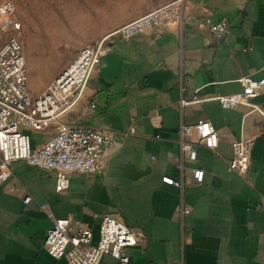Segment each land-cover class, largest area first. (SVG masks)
<instances>
[{"label":"crops","instance_id":"crops-1","mask_svg":"<svg viewBox=\"0 0 264 264\" xmlns=\"http://www.w3.org/2000/svg\"><path fill=\"white\" fill-rule=\"evenodd\" d=\"M169 1L106 0L98 38ZM208 14L227 21L229 33L218 39L199 28ZM107 46L83 99L63 118L108 134L102 171L71 174L56 193L52 171L13 163L0 184V264H67L43 245L53 220L84 225L95 244L105 215L143 235L129 250L134 264H264V90L251 101L260 112L214 100L239 92L241 77L264 78V0H185L181 25L111 37ZM198 120L217 130L218 146L196 147V160L179 167L181 129ZM50 136L30 132L32 146ZM242 138L253 142L244 178L227 171Z\"/></svg>","mask_w":264,"mask_h":264},{"label":"built area","instance_id":"built-area-1","mask_svg":"<svg viewBox=\"0 0 264 264\" xmlns=\"http://www.w3.org/2000/svg\"><path fill=\"white\" fill-rule=\"evenodd\" d=\"M185 0H172L99 39L91 46L82 48L75 59L58 74L36 97L27 89L26 62L23 47L14 34L0 45V184L12 174L11 165L21 161L26 165L52 171L55 177V192L62 193L69 187V176L74 173L97 175L102 171V156L110 142L108 134L90 126H70L63 122L65 115L84 97V92L101 60L108 53L107 42L111 37L129 41L146 30L160 29L168 25H181ZM215 38L229 33L224 19L206 15L199 23ZM15 7L8 1H0V41L3 35L19 33ZM241 90L237 93L214 98L222 107L238 105L249 107L251 112H260L253 99L261 96L264 78L254 80L241 77L237 80ZM94 108V103H90ZM50 132L49 139L39 148L31 143L30 132ZM180 142L181 162H194L196 147L214 150L219 135L207 120H198L182 127ZM252 139L242 138L232 144V158L227 171L244 178L249 170ZM195 183L203 181V171L191 172ZM163 183L176 187L181 184L163 178ZM30 197L24 199L28 203ZM44 208V206H42ZM50 217V215L48 214ZM140 232L128 228L121 220L105 215L100 223L98 238L92 243L89 228L67 219L53 220L44 239V248L54 260L65 259L67 264H134L129 250L138 245ZM109 260V263L106 262Z\"/></svg>","mask_w":264,"mask_h":264},{"label":"rangeland","instance_id":"rangeland-1","mask_svg":"<svg viewBox=\"0 0 264 264\" xmlns=\"http://www.w3.org/2000/svg\"><path fill=\"white\" fill-rule=\"evenodd\" d=\"M8 1L15 7L20 31L3 35L0 45L8 36L18 37L26 62L27 89L36 97L82 48L98 41L97 12L106 0Z\"/></svg>","mask_w":264,"mask_h":264}]
</instances>
